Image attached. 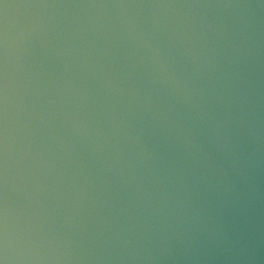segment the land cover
I'll use <instances>...</instances> for the list:
<instances>
[{"label":"water","instance_id":"water-1","mask_svg":"<svg viewBox=\"0 0 264 264\" xmlns=\"http://www.w3.org/2000/svg\"><path fill=\"white\" fill-rule=\"evenodd\" d=\"M0 264H264V0H0Z\"/></svg>","mask_w":264,"mask_h":264}]
</instances>
